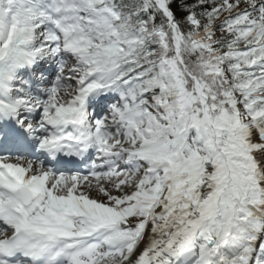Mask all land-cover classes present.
<instances>
[{
    "label": "snow or ice",
    "instance_id": "obj_1",
    "mask_svg": "<svg viewBox=\"0 0 264 264\" xmlns=\"http://www.w3.org/2000/svg\"><path fill=\"white\" fill-rule=\"evenodd\" d=\"M0 264H264V0H0Z\"/></svg>",
    "mask_w": 264,
    "mask_h": 264
}]
</instances>
